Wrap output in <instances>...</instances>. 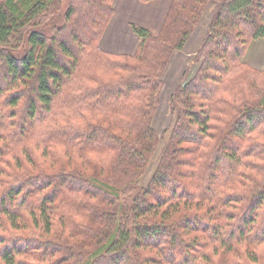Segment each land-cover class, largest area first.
<instances>
[{
	"label": "trees",
	"instance_id": "1",
	"mask_svg": "<svg viewBox=\"0 0 264 264\" xmlns=\"http://www.w3.org/2000/svg\"><path fill=\"white\" fill-rule=\"evenodd\" d=\"M63 1L0 0V94L10 106L0 109V157L25 147L32 130L42 149L0 191L11 225L28 209L41 233L0 234L1 262L262 264L264 70L244 57L264 37V0H218L198 69L171 95L175 122L145 186L163 71L209 0H172L157 33L132 23L141 38L134 54L100 46L114 0H68L66 10ZM185 166L196 170L194 184L177 179ZM49 185L56 189L45 193Z\"/></svg>",
	"mask_w": 264,
	"mask_h": 264
},
{
	"label": "rangeland",
	"instance_id": "2",
	"mask_svg": "<svg viewBox=\"0 0 264 264\" xmlns=\"http://www.w3.org/2000/svg\"><path fill=\"white\" fill-rule=\"evenodd\" d=\"M67 2L68 0L63 1V8H65V10L68 9L69 6V3ZM171 4L172 0H150L147 2H142L141 0H114V12L106 25L102 38L100 39V46L103 49L116 54L136 53L140 45L141 38L135 33L131 24H142L149 27L154 33H157L160 29V24L158 22L159 20L160 22L163 21L165 14L169 11ZM217 4L218 0H209V4L205 10V13L202 19H200L193 34L181 50L173 51L170 60L163 71V82L159 91V104L153 116V126L158 133L159 141L151 157V160L140 179V183L143 186L147 185L151 180L171 136V131L176 117V115L172 114L170 109L171 95L176 90L178 85L185 83L195 75L199 63L195 62L194 59L203 43L208 22L215 11ZM2 47L6 49L8 48L10 51H13L14 49L13 46L9 45H2ZM244 60L251 66L264 70V37L251 40L247 46ZM223 94L228 98L229 95L226 92ZM5 95L6 94H0V109L8 110L10 109V106L4 104ZM19 118L20 117H15L12 119L9 116L6 121H19ZM13 128L16 130L15 126ZM16 131L18 132V129ZM3 136L4 130L0 127V143H3L5 140ZM35 137L36 133H34L32 130L31 134L27 135L25 138V147L21 146L23 143H14L10 150L4 151V153L1 155L0 191L6 189L8 185L15 182L16 179L14 178L13 173L19 172L20 170H26L27 167H32L30 163L31 157L34 158L36 155H40L41 157L42 149L35 148ZM185 157L189 158V156ZM36 166L38 165L36 164ZM44 167L46 171H52L55 169L58 170L60 168V163H56L53 167H50L46 164ZM33 170L35 172H42V167L38 166L37 169L34 167ZM183 170V174L178 173V171L175 172L179 182L186 185L194 184L195 179L190 177V175H193L192 173H194L196 170L192 166H185L183 167ZM54 189H56L54 186L49 185L44 189V192H54ZM164 191L168 192L167 190ZM54 230L55 227H53V231ZM38 233H41V231L39 227H35L32 220V215L28 209L22 212V216L19 217L18 223L15 226L11 225L9 217L6 214L0 213V234L8 236L10 234L31 235ZM194 234L196 233L192 232L191 236ZM197 234L200 235V238L207 239L203 232H198ZM63 236L67 237V234ZM160 247L162 248L163 245H160ZM144 250L146 253L160 254V251H157L154 247L153 250L151 247ZM208 250L210 249L208 248ZM35 253L37 255L40 254L37 252ZM196 254L197 253H195V255ZM37 255L33 257L30 254H25V256L28 257L32 262L35 261V257H37ZM210 256L213 258L215 257L216 259L220 257L219 255H214L213 252L210 253ZM231 257V253H227V258L229 260ZM262 259V264H264V257ZM197 262L199 261L197 260ZM0 264H3L1 259Z\"/></svg>",
	"mask_w": 264,
	"mask_h": 264
}]
</instances>
